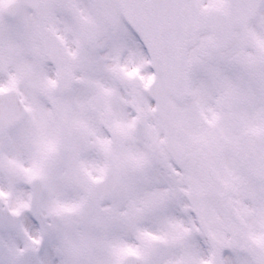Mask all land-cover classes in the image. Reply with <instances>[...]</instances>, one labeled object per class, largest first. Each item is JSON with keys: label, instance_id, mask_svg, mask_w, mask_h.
<instances>
[{"label": "snow or ice", "instance_id": "1", "mask_svg": "<svg viewBox=\"0 0 264 264\" xmlns=\"http://www.w3.org/2000/svg\"><path fill=\"white\" fill-rule=\"evenodd\" d=\"M0 264H264V0H0Z\"/></svg>", "mask_w": 264, "mask_h": 264}]
</instances>
